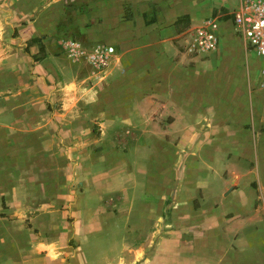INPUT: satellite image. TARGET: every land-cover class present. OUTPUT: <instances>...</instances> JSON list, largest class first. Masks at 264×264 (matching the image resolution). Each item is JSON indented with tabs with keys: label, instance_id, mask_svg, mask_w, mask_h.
Instances as JSON below:
<instances>
[{
	"label": "crops",
	"instance_id": "crops-1",
	"mask_svg": "<svg viewBox=\"0 0 264 264\" xmlns=\"http://www.w3.org/2000/svg\"><path fill=\"white\" fill-rule=\"evenodd\" d=\"M52 1L0 0V263L68 264L49 236L78 240L91 202L122 221L105 264H264V62L238 0H75L74 41L114 48L101 70L68 58ZM208 18L217 47L191 56Z\"/></svg>",
	"mask_w": 264,
	"mask_h": 264
},
{
	"label": "rangeland",
	"instance_id": "rangeland-1",
	"mask_svg": "<svg viewBox=\"0 0 264 264\" xmlns=\"http://www.w3.org/2000/svg\"><path fill=\"white\" fill-rule=\"evenodd\" d=\"M74 1L75 0H72V1L71 0L70 1L69 0H53L52 1V3L55 5L53 8L54 9L53 16H54V19H56L58 23L57 24L58 30L59 32H63L61 36L64 37L65 40H69V41L70 40L74 41V39H76L74 29L66 28V23L71 21V17L69 16L68 10L71 6L75 5ZM231 30H232V27H231ZM232 33L238 37V35L233 30H232ZM186 36H187V33H186ZM213 52L214 50L206 51V52H199L197 54L199 57L205 58L206 56L211 55ZM189 54L191 56L196 55V53H189ZM250 54L252 57L257 58L253 51ZM258 59L264 62L263 56H258ZM116 161H119V159H117ZM102 166L104 168L108 167V165H106L105 163L102 164ZM70 190L74 191L73 193L75 194H78V191H80V189L78 187H75V185L73 184L71 185ZM76 198H77V195H76ZM73 199L74 197L72 199L70 198L71 201ZM87 204L88 205L86 208H87V212L90 209L89 211L90 216L88 215L89 217H87V214H85V212L79 210L77 224L81 225L80 223L87 221L86 220V217H87L89 219L86 223L87 225L89 224V228L85 230L84 233L81 234L80 238L77 237L78 240H75L76 238L74 239L72 237L69 239H65L64 241L61 240L62 237L60 239H55V238H58V237H55V233L53 234L55 238L53 237L50 238L51 235L49 236V240L53 239V242H54V244H51V245H55V246L62 247L63 249H65V251L62 254L63 263L70 264V262L73 259H75L79 261L82 260L85 262H91L92 264H105L109 260L115 259L117 256H123L122 253L119 252V248L121 245V236L115 234V233H120L119 229L121 228V223H122L121 219L117 220V217L112 215L111 214L112 212L109 211V209L108 211H105V208H109V206L106 203L93 204L91 202H88ZM67 208L68 207L66 205V209ZM72 218L73 216H71L70 212L66 214V217L62 220V222L58 223L57 231L58 232L61 231L64 235L68 231L70 232L69 228L71 227V222L73 221ZM67 224H70V225L67 226ZM33 231L35 232L36 230H33ZM37 237H38L37 242L40 243V236L38 235ZM43 252H46V251L44 250ZM74 255H77V256L74 257Z\"/></svg>",
	"mask_w": 264,
	"mask_h": 264
},
{
	"label": "built area",
	"instance_id": "built-area-1",
	"mask_svg": "<svg viewBox=\"0 0 264 264\" xmlns=\"http://www.w3.org/2000/svg\"><path fill=\"white\" fill-rule=\"evenodd\" d=\"M233 30L244 42L247 49L257 56L264 57V0H238V5L232 13ZM218 21L208 18L187 31L185 45L189 53L212 51L217 47ZM67 56L75 61L79 56H85L93 68L101 70L109 62L114 48L107 45H95L85 52L77 42H64Z\"/></svg>",
	"mask_w": 264,
	"mask_h": 264
},
{
	"label": "trees",
	"instance_id": "trees-1",
	"mask_svg": "<svg viewBox=\"0 0 264 264\" xmlns=\"http://www.w3.org/2000/svg\"><path fill=\"white\" fill-rule=\"evenodd\" d=\"M123 17L124 18H127L128 16H127V13H125V11H124V15H123ZM36 39H33L32 41H35Z\"/></svg>",
	"mask_w": 264,
	"mask_h": 264
}]
</instances>
